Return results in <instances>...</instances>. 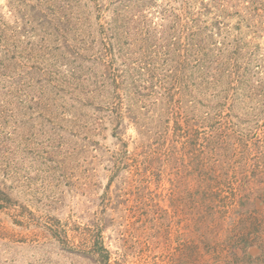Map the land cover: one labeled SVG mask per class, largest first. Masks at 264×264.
Here are the masks:
<instances>
[{
	"label": "rangeland",
	"instance_id": "rangeland-1",
	"mask_svg": "<svg viewBox=\"0 0 264 264\" xmlns=\"http://www.w3.org/2000/svg\"><path fill=\"white\" fill-rule=\"evenodd\" d=\"M62 1L73 27L60 25L61 8L59 27L19 36L13 97L0 104V264H100L98 241L106 264H264V0L144 8L182 52L177 75L156 88L133 71L142 34L108 30L120 5ZM27 4L36 12L39 2ZM11 6L26 7L0 0V21L14 25ZM196 24L210 37L200 54ZM105 36L109 69L88 51Z\"/></svg>",
	"mask_w": 264,
	"mask_h": 264
},
{
	"label": "trees",
	"instance_id": "trees-1",
	"mask_svg": "<svg viewBox=\"0 0 264 264\" xmlns=\"http://www.w3.org/2000/svg\"><path fill=\"white\" fill-rule=\"evenodd\" d=\"M28 1L29 0H24V2H22L21 0V3L24 4L26 7L25 10H22L18 6H14V7L11 6L13 9L10 10V13L11 14L17 13V15L13 17L15 22L14 25L9 24V22L6 21L5 19L4 21H0V94H1L0 104H5V103L11 104L7 101H10V98L13 97V87L16 86V81H15V74L12 73V71L18 65L16 63L17 52L16 50L13 49L19 47L20 44L19 36L22 37L24 35H28L30 33L29 30L36 31L37 30L36 27H39L41 30L46 32L47 28L50 27L49 25H53L51 23L53 21L52 19H54L56 24L59 25V19L56 18H57V13L62 12V9L65 11V16H62L61 19L62 20L66 19V20L60 23V25L64 24L65 22H69L71 27H73L72 18L71 15L69 14V11L72 12L74 10V6L71 5L70 3L68 2L66 3L62 1L61 2L62 4L67 5L63 7L61 6V4L58 3V1L60 0H38L39 5L34 6L36 12L34 11L32 12V9L27 4ZM93 1L97 2L98 0H93ZM111 1L113 2L115 1L114 4L117 3L120 6L114 7L113 5H109V7L113 6V11H112L113 15H111L112 19H109L108 21L109 23L108 30L113 31V33H115V37H119L123 39L126 36L131 35L132 31L134 33L136 32L135 33L136 36H140L142 34V37L140 39H142L141 42H144L146 46V50L144 49L145 53L142 56L143 61H140L138 67L133 69V71L136 70L137 76L140 79V81L143 82L144 84L152 85L151 87L153 88H156V85L152 81H157L161 86H163L162 81L164 79L171 78L173 80L174 75L177 72L176 60L179 57V55L181 56L182 52H179V54H177V50H176L177 42L173 43L172 40L170 41L168 39L164 40V37L162 36V32L160 35L158 31L159 28H157V25L151 22L149 23L147 21L146 19L147 16L145 15L144 8L148 10L149 9L148 6L153 5L154 0H127L128 3L129 1L133 3L134 21L136 22V24H138V25L135 24L133 26L131 25V18H130L131 11H128V9L125 10L123 9V6H121L122 4L124 5L123 0H111ZM97 5L102 7V4H97ZM103 8L105 11L108 9L106 5H104ZM167 14L168 13L165 11V14H163L162 16L166 17ZM174 16L178 17L177 15ZM174 16L173 14L169 15V19H172L174 21ZM35 21L37 23L34 26L32 23H34ZM78 21L82 22L81 24L84 25L83 17L79 18ZM192 22L193 21H190V24H192ZM57 25H53V26H57ZM159 27L161 29V26ZM193 27L194 28L193 29L191 28L192 30L189 31V35L192 40L191 47L193 52L200 54L201 51H203L201 40H208V38H210L205 35L208 28L207 27L202 28L197 24L194 25ZM61 28L67 33L74 30L66 27H61ZM78 29H80L79 26ZM168 30L170 31L172 30L171 25L169 26ZM74 32L76 33L77 31L75 30ZM144 35H146L147 38H150V40H145ZM168 36L170 37V34H168ZM104 38L105 41L99 42V45L101 44L102 47H99L97 51H96V47L98 46V43L96 42L95 38L92 39L90 41V47L88 51H92L93 53L99 52L100 56H98L96 60L99 61L100 63H103L104 66L107 69H109L108 63L104 62L103 59H105V56L110 55L112 53L114 49V44L108 45L106 41L107 37L105 36ZM44 39L46 40L45 37ZM180 40L182 42V39ZM82 51L83 53L85 52L84 50ZM186 56L188 60V53ZM158 60L161 61L165 67H163L162 69L156 67L155 63ZM169 62H171L172 64H170ZM165 68L168 71V76H166L165 78L163 77L162 79L160 75L156 76L157 75L156 72L165 71L166 70ZM110 77L113 83L116 84V76L110 74ZM196 103L197 102L195 101V104ZM193 121H197V120L194 119ZM186 146L187 145H185V147ZM245 148L246 150L250 148L252 152L255 151L257 148L255 141L253 144L248 146L245 143ZM156 162L158 163V165H156L154 172H156V176L158 177L162 174L163 172L162 167L166 161L158 159ZM149 164L150 162L148 163V165ZM94 252L97 253V256H99L102 263L106 264L109 258L108 251L101 241L100 242L98 241L97 243L94 244Z\"/></svg>",
	"mask_w": 264,
	"mask_h": 264
}]
</instances>
